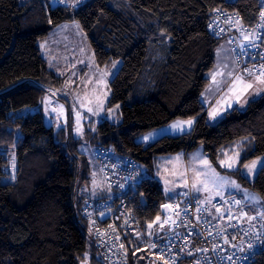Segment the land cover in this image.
<instances>
[{"label": "trees", "instance_id": "obj_1", "mask_svg": "<svg viewBox=\"0 0 264 264\" xmlns=\"http://www.w3.org/2000/svg\"><path fill=\"white\" fill-rule=\"evenodd\" d=\"M216 8L237 12L249 26L259 9L256 0L232 5L224 0H89L76 9L49 0H0V264H104L82 215L85 199L101 192L91 189L95 166L81 151L72 120L57 129L46 124L41 109L63 78L48 67L39 44L63 23L80 25L98 67L121 61L106 106L120 105L121 121L87 130L90 145L111 146L151 174L159 156L200 146L220 172L264 199V166L251 181L241 173L247 162L264 155V92L215 125L205 118L201 94L222 41L208 26ZM191 118L197 122L189 133L162 136L149 145L136 141L152 129ZM237 144L240 164L229 172L220 161ZM13 155L14 180L2 183ZM164 202L159 182L149 178L130 204L145 229ZM251 264H264V253Z\"/></svg>", "mask_w": 264, "mask_h": 264}, {"label": "built area", "instance_id": "obj_2", "mask_svg": "<svg viewBox=\"0 0 264 264\" xmlns=\"http://www.w3.org/2000/svg\"><path fill=\"white\" fill-rule=\"evenodd\" d=\"M49 1L76 9L89 0ZM224 1L232 5L237 0ZM256 1L257 20L251 26L235 11L216 8L209 13L211 33L233 47L237 74L250 69L256 76L264 64V0ZM91 147L104 193L86 198L82 215L104 264H251L264 253V217L251 213L235 195L202 202L190 191L165 200L160 214L167 222L147 236L130 202L134 190L151 177L136 159L111 146Z\"/></svg>", "mask_w": 264, "mask_h": 264}, {"label": "rangeland", "instance_id": "obj_3", "mask_svg": "<svg viewBox=\"0 0 264 264\" xmlns=\"http://www.w3.org/2000/svg\"><path fill=\"white\" fill-rule=\"evenodd\" d=\"M25 1L27 0H21V2ZM52 5L55 6L54 4ZM39 45L41 55L47 62L48 67L63 78L62 87L57 91H49L42 102L41 109L45 122L47 125H54L55 128L60 129L66 128L72 120L73 135L77 139H82L81 151L87 154L94 164L92 145H90L89 141H86L85 132L87 130L95 132L98 124L103 121L114 124L121 121L120 105L110 109L106 107L111 95L110 82L118 72L121 61L116 60L107 67H98L89 40L77 22L63 23L56 26ZM232 63L237 71L238 65L234 57L233 47L228 39H222L215 50V62L208 73L209 81L232 80L233 76H229L232 71ZM236 75L243 76L246 81L253 83L254 88L249 93L247 91L244 92L240 97L239 103L236 102V93L228 90L223 91L216 98L210 111V113L215 111L218 114L213 118L209 113L208 120L212 125L218 123L228 111L234 109V105L238 104L244 110L245 106H242V102L245 103V98L249 97L250 94L260 93L258 91L260 84L255 79V75L252 74L249 77L247 72ZM216 85L217 82L213 83L214 88ZM63 98L67 99V102ZM228 108L231 109L225 110ZM187 120L189 119H176L169 125H164L166 127H162V129H152L137 136L136 141L149 145L160 138L159 133H162V130H166L171 134H182L188 131L189 127L187 125H182L185 129L183 132L178 129H172L171 125L176 121ZM145 137H148V139H144ZM238 148L239 144L224 151L222 160L230 162L232 159H237L238 162L231 168L227 167L226 163L221 166L223 169L229 172L238 169L241 160V153ZM237 153H239L238 158L236 157ZM9 159L10 175L3 177L1 179L2 183L13 181L15 177L16 159L14 155L11 158L9 157ZM204 161H207V164ZM252 161L258 162L255 169L249 172L243 166L241 170L242 175L250 181L254 180L260 168L264 166V155L250 160L245 165H250ZM155 164L157 168L156 178L167 201L171 200L170 198L173 196L175 197L180 193L182 195L190 191L202 202H212L227 195H235L245 201V205L251 213H257L264 217V199L252 190L243 187L235 176L220 172L200 146L191 151L161 155L156 159ZM94 166L91 189L96 191V188H101L102 183L96 164ZM145 170L149 174L146 168ZM152 176L154 177L155 175L152 174ZM83 188L89 193L90 188H87V186H83ZM91 196L96 197L98 195L91 194L89 197ZM156 218L150 223L152 225L151 228L148 227L149 224L146 226L147 236H152L160 228L161 224L165 225L163 214H159V220Z\"/></svg>", "mask_w": 264, "mask_h": 264}, {"label": "crops", "instance_id": "obj_4", "mask_svg": "<svg viewBox=\"0 0 264 264\" xmlns=\"http://www.w3.org/2000/svg\"><path fill=\"white\" fill-rule=\"evenodd\" d=\"M231 73H232V76L234 77V76H237L236 75V73H237V71L235 70V65L232 63V65H231ZM231 81L232 80H210L209 82H208V84H207V86L205 87V89L203 90V92H202V94H201V101H202V103H203V105H204V107H205V118H206V120H207V122H209L210 123V121L208 120V117H209V113H210V111H211V109H212V107H213V105H214V102H215V100H216V98L220 95V94H222V92L223 91H226V90H228V88H229V86H230V84H231ZM215 82H217V85H216V87L214 88V86H213V83H215ZM260 84V83H259ZM252 88H254V86L252 87ZM252 88H249L248 90H247V92L249 93V91L250 90H253ZM260 88H264V85H261L260 84ZM260 93L258 94V93H256V94H253V95H249V97L247 96L246 98H245V103L244 102H242V106H245V108L247 107V105H248V103L250 102V101H252V100H255V99H257V98H259L262 94H263V92L264 91H259ZM230 104H232V103H230ZM245 104V105H244ZM228 106V105H227ZM233 106V105H232ZM235 107L234 108H237V109H239V110H243V109H241V107H239V105L237 104V105H234ZM244 108V107H243ZM231 108H228V109H225V110H230ZM221 118V117H220ZM193 121H194V123L191 125V127L188 129V131H185L184 133H182V134H186V133H189V132H191L192 130H193V128H194V126H195V124H196V122H197V118H193L192 119ZM170 124V123H169ZM169 124H167V125H169ZM211 124V123H210ZM162 127H166V126H162ZM162 127L160 128H158V129H162ZM157 129V128H156ZM162 133H159V136L160 137H162V136H179V135H182L181 133H174V134H171V133H169L168 131H166V130H162L161 131ZM156 165V164H155ZM149 173V177H151V178H153V179H156L157 180V178H156V176H157V168L155 167L154 168V172L152 173V174H154L155 176L153 177L152 176V174L150 173V172H148ZM96 189H98V188H96ZM98 191H101V192H99V194H97L98 196L99 195H101V194H103L104 193V189H103V186H101V188H100V190H97V192ZM96 193V192H95ZM192 193V192H191ZM181 194V193H180ZM179 194V195H180ZM179 195H176L175 197L173 196L172 198H170L171 200H173V199H176ZM195 197V196H194ZM196 198V197H195Z\"/></svg>", "mask_w": 264, "mask_h": 264}, {"label": "snow or ice", "instance_id": "obj_5", "mask_svg": "<svg viewBox=\"0 0 264 264\" xmlns=\"http://www.w3.org/2000/svg\"><path fill=\"white\" fill-rule=\"evenodd\" d=\"M55 2H63V0H55ZM261 16L264 17V12L261 13ZM261 70H258L257 75L255 77V79L261 84L264 85V64H261L260 66ZM245 71L248 72L249 77L252 76V70L250 69H245ZM229 76H232V73H229ZM253 87V83L246 81L245 78L243 76L237 75L235 77H233L231 84L228 88L229 92H234L237 94V100L236 102L239 103L240 102V97L244 94V92H246L249 88ZM258 91H264V88H260L258 89ZM231 106V105H229ZM218 113H216L215 111L210 113V115L215 118V116ZM194 123L193 120L189 119L187 121H176L175 123H173L171 125L172 129H178L180 131H185L184 127H182V125H187L189 128L191 127V125ZM144 139H148V137H145ZM236 157H239V153L236 154ZM238 160L237 159H232L230 162H226L224 160L220 161L221 166H224L227 163V167L231 168L233 167V165L235 163H237ZM205 164H207V161H204ZM257 161H252V163L250 165H244L245 168L248 169L249 172H251L253 169H255L257 167ZM193 187H195V185H193ZM197 191H199V189H197ZM236 203H239V201H237ZM165 208L169 207V205H164ZM199 211V209H198ZM218 211V209H217ZM157 220H159V216L156 218ZM229 219H231V217H229ZM167 221H165L166 223ZM149 228L152 227L151 224H149L148 226ZM160 227H163V224L160 225ZM225 243H227V240H225ZM229 259H231V257H229Z\"/></svg>", "mask_w": 264, "mask_h": 264}, {"label": "water", "instance_id": "obj_6", "mask_svg": "<svg viewBox=\"0 0 264 264\" xmlns=\"http://www.w3.org/2000/svg\"><path fill=\"white\" fill-rule=\"evenodd\" d=\"M135 192H136V190H134V193ZM141 199H142V202L144 203V198L142 197ZM165 209L167 210V208H165ZM151 264H156V263L152 262Z\"/></svg>", "mask_w": 264, "mask_h": 264}, {"label": "bare ground", "instance_id": "obj_7", "mask_svg": "<svg viewBox=\"0 0 264 264\" xmlns=\"http://www.w3.org/2000/svg\"><path fill=\"white\" fill-rule=\"evenodd\" d=\"M208 25V24H207Z\"/></svg>", "mask_w": 264, "mask_h": 264}]
</instances>
